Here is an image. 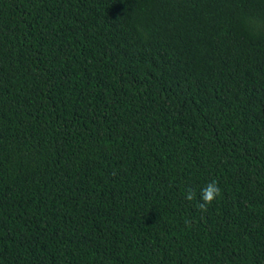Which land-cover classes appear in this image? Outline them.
Instances as JSON below:
<instances>
[{
  "label": "trees",
  "instance_id": "obj_1",
  "mask_svg": "<svg viewBox=\"0 0 264 264\" xmlns=\"http://www.w3.org/2000/svg\"><path fill=\"white\" fill-rule=\"evenodd\" d=\"M0 264H264V0H0Z\"/></svg>",
  "mask_w": 264,
  "mask_h": 264
},
{
  "label": "clouds",
  "instance_id": "obj_2",
  "mask_svg": "<svg viewBox=\"0 0 264 264\" xmlns=\"http://www.w3.org/2000/svg\"><path fill=\"white\" fill-rule=\"evenodd\" d=\"M219 189L214 183L208 184V186L203 190L202 199L205 202L211 201L214 196L218 193Z\"/></svg>",
  "mask_w": 264,
  "mask_h": 264
}]
</instances>
